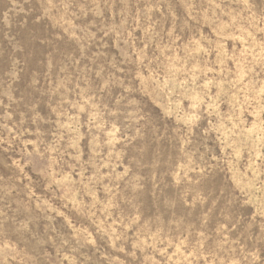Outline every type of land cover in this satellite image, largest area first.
Segmentation results:
<instances>
[{"label": "rangeland", "instance_id": "obj_1", "mask_svg": "<svg viewBox=\"0 0 264 264\" xmlns=\"http://www.w3.org/2000/svg\"><path fill=\"white\" fill-rule=\"evenodd\" d=\"M0 264H264V0H0Z\"/></svg>", "mask_w": 264, "mask_h": 264}]
</instances>
